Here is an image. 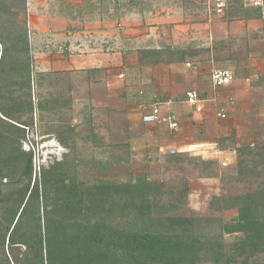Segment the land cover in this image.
Here are the masks:
<instances>
[{"label":"rangeland","instance_id":"obj_1","mask_svg":"<svg viewBox=\"0 0 264 264\" xmlns=\"http://www.w3.org/2000/svg\"><path fill=\"white\" fill-rule=\"evenodd\" d=\"M25 2L16 21L28 34L33 102L46 106L36 108L21 140L33 155V182L67 159L88 181L146 176L173 214L235 220L237 209L215 211L211 202L264 179V166L237 179L239 160L258 155L260 162L264 154V5L230 0L231 12L219 19L203 0ZM152 50H164L168 62L151 64ZM217 66L236 69L238 79L215 87ZM146 85L161 101L171 99L167 113L177 116L178 131L141 122L149 106L138 95ZM16 88L18 97L28 92ZM192 89L205 100L197 112L185 97Z\"/></svg>","mask_w":264,"mask_h":264},{"label":"trees","instance_id":"obj_2","mask_svg":"<svg viewBox=\"0 0 264 264\" xmlns=\"http://www.w3.org/2000/svg\"><path fill=\"white\" fill-rule=\"evenodd\" d=\"M18 7L25 10V0H0V264H264V179L243 194L213 198L215 211L237 209L229 222L173 214L146 176L85 180L79 164L67 159L33 182V155L22 151L21 140L36 108L46 106L33 102L29 40L25 24L16 21ZM150 53L151 64L168 62L164 50ZM230 71L236 81V69ZM16 87L28 92L18 97ZM256 156L239 160L237 179L264 166V154L260 162Z\"/></svg>","mask_w":264,"mask_h":264},{"label":"built area","instance_id":"obj_3","mask_svg":"<svg viewBox=\"0 0 264 264\" xmlns=\"http://www.w3.org/2000/svg\"><path fill=\"white\" fill-rule=\"evenodd\" d=\"M247 7L258 8L264 5V0H243ZM207 12L210 15L216 16L219 19L224 18L229 9V0H203ZM221 17V18H220ZM212 83L215 87L230 86L234 81V75L229 70L215 69L211 74ZM186 100L192 106H197V110L201 109L202 100L200 93L197 90H189L186 93ZM218 116L226 118L224 112H218ZM142 121L145 124H160L167 123L172 131H178L179 123L174 115L163 117L159 107H154L152 111L143 116Z\"/></svg>","mask_w":264,"mask_h":264},{"label":"crops","instance_id":"obj_4","mask_svg":"<svg viewBox=\"0 0 264 264\" xmlns=\"http://www.w3.org/2000/svg\"><path fill=\"white\" fill-rule=\"evenodd\" d=\"M215 69H223V70H229V71L232 70V68H229V67H220V66L214 67L213 70H215ZM213 70H212V72H213ZM142 88L139 91L138 97L141 95L139 97V99H141L142 102H144L145 104H147L146 106H149V108L147 109L148 111L144 112L142 114V116H141V122L143 124H145L142 121L143 116L146 115V114H148V113H150L152 111V109L154 107H156V106L160 108L161 115L163 117H166L168 115H171L170 113H167V112H169V110L172 107L171 106L172 103L166 102L167 100H171L168 96H165V99H164L165 101L163 102V101H161V98L159 97V95L157 94V92L154 90V88L151 85H146L145 88L144 87H142ZM145 90H148V91L145 92ZM185 97H186V94H185ZM173 115L177 118V116L175 114H173ZM177 121H178V118H177ZM179 125H180V123H179ZM179 128H180V126H179Z\"/></svg>","mask_w":264,"mask_h":264}]
</instances>
